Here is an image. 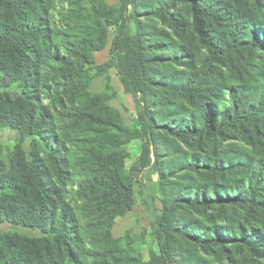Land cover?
<instances>
[{"label": "trees", "instance_id": "trees-1", "mask_svg": "<svg viewBox=\"0 0 264 264\" xmlns=\"http://www.w3.org/2000/svg\"><path fill=\"white\" fill-rule=\"evenodd\" d=\"M31 4L38 13L27 8V0H0V90L16 95L14 102L6 101L10 108L0 107V124L20 130L13 172L0 176L4 203L11 206L1 208L0 217L42 236L24 237L26 255H12L3 264H77L72 243L80 237L73 211L51 181L52 176L59 182L65 179V148L52 136L55 117L48 107L37 104L35 94L58 102L77 97L95 106L102 95L90 93V83L111 67L137 101V135L88 111L74 116L61 112L58 120L74 117L73 122H86L91 130H99L101 138L122 132L126 140L145 136L149 142L161 130L196 149L207 142L212 150L220 149L208 156L184 153L166 163L163 179L178 178L185 171L201 181L164 191L162 209L151 223L162 261L185 241L203 252L218 249L222 256L231 246L244 250L248 261L264 263V0H129L124 5H133L136 21L141 15L147 21L157 19L169 32L144 22L132 34L124 20H93L81 27L79 38L59 46L53 43L59 34L45 27L46 0ZM110 26L116 27L110 60L89 65L91 54L105 48ZM201 49L208 71L197 68ZM157 68L167 71L159 73ZM55 77L66 81L52 88L47 84ZM16 106L19 114L14 113ZM31 138V150L26 152L23 145ZM233 140L245 148H224ZM101 143H93L88 152L90 159L102 161L98 171L85 170L78 194L92 196L88 214L104 216L102 225L109 229L115 216L132 207L134 197L124 155L115 145ZM156 156L160 158L158 151ZM145 192L141 185V194ZM56 200L59 209L54 211ZM227 208L243 210L246 225H216L217 220L226 222ZM182 210H216L217 215L209 220L212 225H205L177 217ZM259 214L263 222L256 226L253 221Z\"/></svg>", "mask_w": 264, "mask_h": 264}, {"label": "rangeland", "instance_id": "rangeland-1", "mask_svg": "<svg viewBox=\"0 0 264 264\" xmlns=\"http://www.w3.org/2000/svg\"><path fill=\"white\" fill-rule=\"evenodd\" d=\"M129 0H46L47 7L44 12L45 27L53 33H58L59 38L53 40L57 46L64 45L65 41L79 38V30L84 25L93 20L109 21L114 23L116 19L124 20L130 33H136L139 23L147 22L156 29H165L164 25L157 19L147 21L142 15L136 21L133 18V5L125 7V2ZM27 8L34 13L38 10L27 0ZM115 26H110L106 36V46L99 52L91 54L89 65L99 66L110 60V49L115 38ZM187 40H184L186 42ZM61 54L68 52L61 50ZM198 69L204 68L208 71L206 53L201 49ZM88 67V66H87ZM159 73H166L167 69L157 68ZM94 71L91 72L93 74ZM81 81V79L69 78L68 81ZM65 79L55 77L52 82L44 83L52 88L57 83L65 82ZM42 88V86L40 85ZM7 89L0 90V107L10 108L6 104L9 99L14 102L16 95L7 92ZM47 91V88L45 89ZM89 92L100 94L102 97L97 105L91 106L80 98H63L60 102L52 101L45 94H38L37 104L50 109L55 122L52 131L57 140H61L65 148V163L63 171L65 179L59 182L54 176L51 181L61 189V201L68 205L73 211V224L77 228V235L80 240L72 243V247L77 254V264H264L260 259L248 261V255L244 250L238 251L228 246L226 253L220 255L218 249L213 252H203L190 242L180 241L178 248L166 262L162 261L159 250V243L151 223L153 216L162 209V201L165 198L164 191L171 190L173 186L192 185V182L201 181L194 173L181 172L178 178L163 179L166 163L177 159L181 154L191 153L195 155L208 156L220 149L212 150L213 145L207 142L202 148L196 149L194 144L186 145L176 139L169 137L161 130H157L148 142L147 137L142 136L126 140L122 132L117 135L112 133L106 138H101L99 130L92 128L86 122H73L74 117L58 120L61 112L74 116L76 112L88 111L91 115L105 118L108 122L115 124L125 132L137 135L139 131L137 121L138 107L135 97L128 93L119 78L116 68H107L106 73L95 77L89 86ZM13 106V103L12 105ZM18 106L14 108V113L19 114ZM162 111V110H159ZM20 130L9 128L7 122L0 124V176L13 172L12 167L16 162L17 148L16 135ZM99 133V134H98ZM31 138L25 142L23 149L31 150ZM94 139L96 141L94 142ZM115 145L116 150L124 155L123 167L125 175L131 180L134 203L132 207L114 217L109 229L102 225L104 216L89 215L88 209L92 207V196L82 197L78 194V185L86 179V169L93 167V174L96 173L100 160L90 159L88 152L93 149V143ZM149 143V144H148ZM100 144L101 146H106ZM147 144L149 149L146 148ZM110 145V146H111ZM234 147V149H244L245 145L237 140H233L224 146ZM114 148V149H115ZM36 151V150H35ZM158 151L160 158L157 159ZM37 152V151H36ZM38 153V152H37ZM104 164L106 162H103ZM190 182V183H189ZM200 183V182H198ZM141 185L145 188V193L141 194ZM0 191L1 208H11L10 203H4V195ZM59 201L54 202V211L59 209ZM20 207V206H18ZM86 207V211H85ZM226 222L215 221L216 225L227 226L229 223L241 222L244 227V211L235 209H225ZM216 210L193 212L182 210L177 217L190 218L201 224L212 225L209 220L216 218ZM257 215L253 223L258 226L263 222V217ZM214 224V223H213ZM42 233L27 227H20L12 222H3L0 217V264L6 258L14 255L22 257L26 255L23 238L41 237ZM113 258H117L114 262ZM121 260L122 262H118Z\"/></svg>", "mask_w": 264, "mask_h": 264}]
</instances>
